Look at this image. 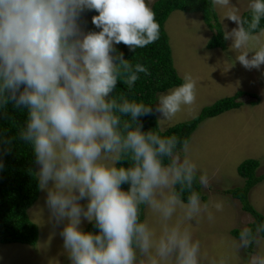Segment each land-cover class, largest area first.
I'll return each instance as SVG.
<instances>
[{
  "label": "clouds",
  "instance_id": "9594fccd",
  "mask_svg": "<svg viewBox=\"0 0 264 264\" xmlns=\"http://www.w3.org/2000/svg\"><path fill=\"white\" fill-rule=\"evenodd\" d=\"M212 4L229 7L230 0ZM249 7L250 20L231 6L224 18L238 27L225 31L224 39L232 40L231 48L240 51L236 60L246 69L259 70L264 45L250 46L259 42L253 33L264 17V0H252ZM86 9L98 13L92 23L101 31L81 30L78 20ZM158 36L146 0H0V108L11 101L28 109L19 137L34 151L39 188L47 190L55 226L68 221L60 235L72 264H200V242L182 225L198 224L204 214L214 220L194 188L209 187L207 173L197 176V165L186 155L187 139L142 131L138 118L152 114L151 105L110 95L119 78L131 89L138 73L150 75L123 53L113 56L114 45L135 51ZM195 99L196 81L186 74L180 86L158 97L155 111L171 120ZM121 160L131 166L117 167ZM84 199L86 207L79 203ZM141 206L158 215L159 234L140 221ZM213 206L222 210L221 203ZM82 218L94 221L99 234L83 231ZM260 233L264 223L255 232L244 227L233 246L258 247ZM219 264H226L224 257ZM248 264H264V251L249 252Z\"/></svg>",
  "mask_w": 264,
  "mask_h": 264
},
{
  "label": "rangeland",
  "instance_id": "374dc122",
  "mask_svg": "<svg viewBox=\"0 0 264 264\" xmlns=\"http://www.w3.org/2000/svg\"><path fill=\"white\" fill-rule=\"evenodd\" d=\"M154 1L146 0V3L151 7ZM251 2L230 0L229 7L215 6L224 31L230 32L238 27L235 22L224 18L231 6L242 17L251 10ZM167 22L166 32L170 39L174 66L183 80L186 74H190L196 81V99L191 105H182L171 120H165L157 112L163 131L195 119L203 108L222 98L233 97L242 91L249 95L240 98L244 104L241 108L205 120L193 134L186 155L197 165L198 176L207 173L209 177V187H202L204 198L201 202L209 204L214 220L210 222L204 214L198 224L184 221L182 225L190 230L193 241L200 242V264H212L214 260L219 264L221 257L225 258L226 264H248L249 252L264 251V238L259 236V246L254 245L247 250H237L233 246L238 238L232 232L249 227L253 218L242 209L237 199L226 192L244 186L238 167L247 160H260L257 174H264V65L259 70L246 69L236 60L240 51L231 48V39L228 40L226 50H209L207 44L214 33L207 27L201 13L176 11ZM255 35L259 37V42H253L250 47L264 45V35ZM252 55L254 52L249 53V58ZM257 101L260 102L257 105L250 104ZM181 155L183 158L185 154ZM51 186L52 182H49ZM46 197L47 190L40 189L37 202L28 212L30 219L39 227L37 246L0 245V264H72L60 235L68 221L55 226L46 205ZM249 198L255 209L264 215V182L250 191ZM79 203L86 207L88 200ZM215 203H221L222 210L217 211L213 206ZM144 222L159 234V217L148 208L145 209ZM89 223L82 218L81 229L84 230Z\"/></svg>",
  "mask_w": 264,
  "mask_h": 264
},
{
  "label": "trees",
  "instance_id": "16d2710c",
  "mask_svg": "<svg viewBox=\"0 0 264 264\" xmlns=\"http://www.w3.org/2000/svg\"><path fill=\"white\" fill-rule=\"evenodd\" d=\"M150 8L154 11L156 22L159 24L158 39L135 51L130 50L123 43L114 45L116 51L112 53L113 56L123 53V58L133 66L137 63L143 64L149 69L150 75L138 73L139 79L131 89L121 77L110 95L118 101L120 97H124L130 102H142L152 106V114L138 118L139 123L143 125L142 131L153 130L162 137L175 135L181 141L187 139L190 142L195 131L205 120L241 108L244 104L240 98L248 93L242 91L233 97L222 98L211 106L203 108L195 119L179 123L163 131L155 111L159 94L176 88L184 82L174 66L170 39L166 32L167 21L172 13L176 11L201 13L207 27L214 33L207 44L209 50H226L228 40L224 39L225 31L212 0H155ZM96 15L98 13L95 10L86 9L81 13L78 24L85 34L102 30L92 23V17ZM242 18L250 20L251 10L245 12ZM261 29H264V17L261 18L260 27L253 35L259 34ZM22 90L23 86H21ZM259 103L257 101L250 104L257 105ZM27 114L26 107L15 108L11 101L5 108H0V161L3 162V168L0 169V245L22 244L35 247L39 242V227L30 219L28 213L40 194L36 175L38 165L35 162L32 147L19 137L20 129L26 127ZM127 118L130 117H125V119ZM4 139H10L11 142L3 143ZM260 165L261 161L258 159L245 161L238 167V174L244 179V186L226 192L237 199L241 203L242 209L252 216L253 222L249 227L254 232L258 224L264 223V215L255 209L249 198L250 191L264 182V174L261 176L257 174ZM119 166L130 167L131 163L128 160H121L117 164V167ZM121 187L122 190L127 191L130 184L125 183ZM194 188L200 192L202 200L204 198L202 186L196 183ZM187 195V192L182 195L185 202ZM145 209V206H141V222L145 220ZM83 231L99 234V228L95 226L94 221L90 222ZM239 232L240 230H235L232 234L238 238ZM259 236L264 238V233H260Z\"/></svg>",
  "mask_w": 264,
  "mask_h": 264
}]
</instances>
